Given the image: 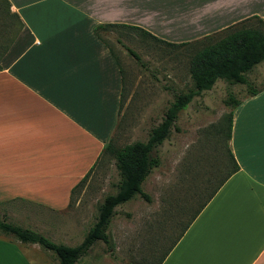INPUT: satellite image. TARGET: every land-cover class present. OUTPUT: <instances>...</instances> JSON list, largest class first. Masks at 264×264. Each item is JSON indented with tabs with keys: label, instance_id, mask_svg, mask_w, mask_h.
Masks as SVG:
<instances>
[{
	"label": "crops",
	"instance_id": "crops-1",
	"mask_svg": "<svg viewBox=\"0 0 264 264\" xmlns=\"http://www.w3.org/2000/svg\"><path fill=\"white\" fill-rule=\"evenodd\" d=\"M7 1L0 209L29 204L62 218L71 215L76 186L108 158L122 118L125 76L97 27L135 26L181 44L253 16L264 21V0ZM257 90L230 106L232 169L159 264H264V87ZM30 245L0 235V264H32Z\"/></svg>",
	"mask_w": 264,
	"mask_h": 264
},
{
	"label": "rangeland",
	"instance_id": "rangeland-1",
	"mask_svg": "<svg viewBox=\"0 0 264 264\" xmlns=\"http://www.w3.org/2000/svg\"><path fill=\"white\" fill-rule=\"evenodd\" d=\"M99 35L115 52L125 76L122 118L113 145L146 142L175 96L193 88L190 60L202 45L170 47L127 29ZM247 76L255 88L264 87V62ZM247 91L245 85L218 80L210 91L193 98L179 113L167 140L152 152L160 164L142 185L150 199L138 195L116 207L108 229L112 245L98 241L77 264L161 262L232 169L227 119L231 107L225 100L244 97ZM107 155L74 192L67 218L21 204L0 209V219L39 232L56 244L79 245L96 221L99 204L117 192L116 159ZM34 247L30 245L28 251L32 264H59L52 251Z\"/></svg>",
	"mask_w": 264,
	"mask_h": 264
},
{
	"label": "trees",
	"instance_id": "trees-1",
	"mask_svg": "<svg viewBox=\"0 0 264 264\" xmlns=\"http://www.w3.org/2000/svg\"><path fill=\"white\" fill-rule=\"evenodd\" d=\"M0 6L9 7V2L0 0ZM116 27H124L131 31L140 30L144 36L170 47L202 45L195 51L190 60L189 69L193 88L186 93L175 96L163 121L151 130L146 142H135L121 148L114 147L113 143L107 146L106 152L115 156L116 169L120 176L116 185L117 192L107 195L99 204L96 221L79 245L56 244L39 232L0 219V233L5 236H12L23 244H36L45 250L52 251L59 264H77L98 241L112 245V238L108 229L115 215V208L131 201L138 195L150 199L143 191L142 185L152 170L160 164L159 158L153 157L152 152L167 140L179 113L191 103L194 97L199 96L204 91H210L218 80H223L231 85H245L250 96L259 92L247 76L256 66L264 62V21L258 16L248 18L219 34L181 44L166 42L141 28L128 25H102L97 27L95 32L100 37L99 32L116 29ZM218 35L222 36L217 37ZM127 51L137 60H140L139 55L134 50L127 48ZM239 103L233 97L225 100L227 106L234 105L235 107ZM227 119L231 134V113L228 114ZM238 169L239 166L234 161L232 172H236ZM91 172L81 180L75 191Z\"/></svg>",
	"mask_w": 264,
	"mask_h": 264
}]
</instances>
